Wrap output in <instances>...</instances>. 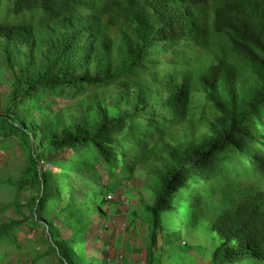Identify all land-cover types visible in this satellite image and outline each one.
Here are the masks:
<instances>
[{"label": "trees", "instance_id": "obj_1", "mask_svg": "<svg viewBox=\"0 0 264 264\" xmlns=\"http://www.w3.org/2000/svg\"><path fill=\"white\" fill-rule=\"evenodd\" d=\"M0 54V67L14 79L12 100L45 95L57 111L24 130L42 148H31L26 172L42 186L37 219L56 209L48 201L60 199L40 169L53 153L78 154L113 174L120 161L158 157L165 167L152 216L172 212L192 184L195 215L211 220L222 239L213 264H264V0H0ZM114 86L128 107L118 117L99 97L79 101ZM197 95L211 104L213 120L196 119ZM202 121L208 131L199 138ZM126 131L127 149L118 153L114 145ZM68 165L55 181L73 192V179L89 181L91 166ZM84 186L74 196L76 212L86 207ZM49 224L55 239L56 224ZM83 242L86 236L61 235L55 253L63 264H86L71 250ZM150 243L153 264L155 229Z\"/></svg>", "mask_w": 264, "mask_h": 264}, {"label": "rangeland", "instance_id": "obj_2", "mask_svg": "<svg viewBox=\"0 0 264 264\" xmlns=\"http://www.w3.org/2000/svg\"><path fill=\"white\" fill-rule=\"evenodd\" d=\"M13 83L11 72L1 66L0 264H63L55 253L54 245L61 235L69 238L72 234L88 239V242L71 247L76 262L148 264L147 251L153 229L161 245L155 249L153 264H213L214 254L222 239L214 230L211 220L195 215L192 196L196 186L190 184L183 189L176 196L174 210L163 214L160 219L149 212L159 193V176L164 173L165 167L163 160L158 157L142 165H134L130 159L120 161L119 169L113 174L108 167L93 163L96 165L95 171L91 162L82 160L78 154L53 153L48 160L40 163V169L51 176L48 187L58 188L60 199L48 201L49 208L56 209L47 211L45 220L37 219L33 209L42 186L31 182L26 172L30 166L31 148L36 153H41L42 148L39 141H34L26 132H29L31 124H40L50 117L49 112L57 111L51 108L50 99L45 95L26 103L14 102ZM121 96L119 86H114L89 91L80 96L79 101L99 97L108 114L118 117L121 110L128 108L127 103L121 101ZM58 99L63 106L69 103ZM93 106L87 108L89 115L92 114ZM194 109L197 120L203 116L206 120H213L216 116L203 95L196 96ZM7 121H15L17 126L12 127ZM207 124V121H202L197 128L199 138L207 133ZM6 127H12L14 133H6ZM127 136L126 131L117 137L114 145L116 152L122 153L127 149ZM56 158L63 160V166L55 162ZM74 161L79 165L91 166L88 171L91 179L78 183L72 177L74 189L71 192L66 181L58 184L55 179H63V168L70 170L68 163ZM251 178L257 179L255 176ZM81 184L86 185V207L76 212L72 204L74 196H82ZM111 195L113 200L105 204ZM81 215L83 219H79ZM50 221L56 224L55 239L50 236Z\"/></svg>", "mask_w": 264, "mask_h": 264}, {"label": "built area", "instance_id": "obj_3", "mask_svg": "<svg viewBox=\"0 0 264 264\" xmlns=\"http://www.w3.org/2000/svg\"><path fill=\"white\" fill-rule=\"evenodd\" d=\"M109 200H110V201H112V200H113V196H112V195H111V196H109V197L106 199V202H107V201H109ZM126 227H127V226H125V227H124V229H126Z\"/></svg>", "mask_w": 264, "mask_h": 264}, {"label": "crops", "instance_id": "obj_4", "mask_svg": "<svg viewBox=\"0 0 264 264\" xmlns=\"http://www.w3.org/2000/svg\"><path fill=\"white\" fill-rule=\"evenodd\" d=\"M184 245H186V244L184 243ZM159 246H161V245H160V241H159V244H158V247H157L158 249H159ZM147 252H148V251H147ZM157 255H158V252H157ZM156 260H157V259H155V261H156ZM154 263H155V262H154ZM203 264H204V263H203Z\"/></svg>", "mask_w": 264, "mask_h": 264}]
</instances>
